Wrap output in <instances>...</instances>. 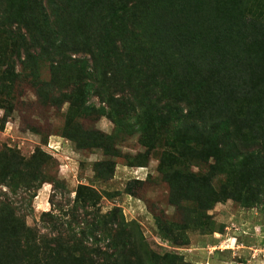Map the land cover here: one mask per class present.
I'll return each instance as SVG.
<instances>
[{"label":"trees","instance_id":"16d2710c","mask_svg":"<svg viewBox=\"0 0 264 264\" xmlns=\"http://www.w3.org/2000/svg\"><path fill=\"white\" fill-rule=\"evenodd\" d=\"M51 1L56 7L54 21L41 1L3 0L0 20L17 26L19 38L10 39V48L19 57L25 52V68L33 71L36 57L63 56L66 50L77 52L83 45L94 61L104 60L96 77L104 76L102 70L109 60L120 62L119 41L111 33L126 34L125 20L132 13L137 20H148L141 33L146 42L135 43L136 52L123 60L137 83L146 86L150 80L158 93L150 98L151 89L146 87L142 96L137 93L131 100L100 88L97 96L104 106L96 109L87 104L93 85L83 83L77 94L64 95L68 140L119 157V151L107 144L111 135L97 129L82 131L76 119L106 116L115 132L127 128L132 119L145 148L143 155L151 150L157 154V171L169 186V203L176 210L192 205L178 226L181 230L205 226L207 211L216 203L246 201L252 181L264 184V0ZM140 50L161 56L151 53L139 59ZM12 66V71L7 69L0 77L7 94L17 77L14 60ZM150 68L153 73L146 74ZM129 113L134 118H128ZM240 144H259L260 148L243 151ZM7 153L11 162L2 166L0 161V186L14 191L33 183L37 191L45 183L42 161L50 158L36 151L31 166L26 167L9 149L0 151V159ZM94 169L96 178L106 179L113 175L115 164L107 159L95 163ZM214 181L219 183L218 191ZM97 201L94 189L79 184L74 210H82L89 221L80 217L79 227L67 235L56 228L55 234L47 236L27 224L26 209L0 195V264H154L158 258L168 264H186L173 254L156 255L144 244L137 226L124 221L120 209L102 213ZM157 229L164 236L160 221ZM101 241L103 247L94 249V243ZM140 241L147 248L148 263L142 262Z\"/></svg>","mask_w":264,"mask_h":264},{"label":"rangeland","instance_id":"374dc122","mask_svg":"<svg viewBox=\"0 0 264 264\" xmlns=\"http://www.w3.org/2000/svg\"><path fill=\"white\" fill-rule=\"evenodd\" d=\"M36 1H41L45 12L54 21L56 7L52 1ZM3 7V0H0V14ZM0 21V77L7 69L12 71V60L17 75L8 94L1 89L0 80V151L9 149L27 163L26 167L31 166L36 151L50 158L42 161L44 166L41 172L45 183L37 191L33 190V183H27L30 188L19 187L14 191L0 186L3 199L26 209V221L30 227L47 236L55 234L56 228L67 235L71 228L79 227L77 222H81V218L89 221L82 210H74L75 191L82 184L94 189L98 198L97 207L102 213L120 209L124 221L137 226L144 244L156 255L173 254L186 264H264V184L252 181L246 190V201L216 203L207 211L205 226L181 230L178 226L188 217L187 211L192 205L184 207V210H176L169 203V186L157 171V154L151 150L150 154L143 155L145 148L138 140L139 132L135 130L132 119L127 128H120L116 132L106 116L76 119L82 131L97 129L111 135L112 140L107 144L119 151V157L111 158L101 150L79 146L65 137L68 102L64 95L71 91L77 94L85 82L93 85L87 104L96 109L104 106L97 96L100 88L115 97H128L131 100L137 93L142 96L146 87L151 89V93L147 94L150 98L158 95L157 91L152 90L150 80L146 81V86L137 83L134 73L123 60L128 53L136 52L135 43L146 42V37L143 38L141 33L143 24L148 26V20L142 22L129 13L125 20L129 25L127 33H111V37L119 41L120 62L111 64L109 60L102 70L104 76L98 77L97 70H101L105 62L102 58L94 61L83 45H79L77 52L66 50L63 56L47 54L36 57L34 70L25 68V52L22 51L19 57L10 48V39L16 41L15 38H19L17 26L5 25L3 19ZM36 52L40 53V49ZM151 53L153 57L161 56L159 52L155 56L154 52ZM151 53L140 50L137 56L141 59ZM82 65L84 69L81 72ZM239 68H243L241 64ZM145 73H153V69ZM127 117L134 118L130 113ZM258 145L240 144L243 151L260 148ZM107 159L115 164L113 175L106 179L96 178L95 163ZM0 161L2 166L8 165L11 162L9 154H3ZM138 164L146 166L136 167ZM190 170L196 171L197 168L191 167ZM132 180H139L141 184H132ZM218 184L217 181L213 182L216 191ZM31 195H35L32 200ZM42 213L51 216L42 218ZM73 216L78 220L72 219ZM158 221L165 228L164 236L158 232ZM134 236L137 238L138 235L134 233ZM104 243H94L93 248L103 247ZM137 245L140 246L142 262L148 263L149 256L145 254L147 248L141 241ZM125 253L131 254L128 249ZM154 264L168 263L158 258L154 259Z\"/></svg>","mask_w":264,"mask_h":264}]
</instances>
